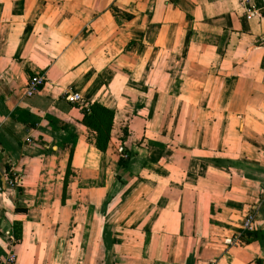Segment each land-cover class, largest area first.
<instances>
[{
    "label": "crops",
    "instance_id": "0c3cea01",
    "mask_svg": "<svg viewBox=\"0 0 264 264\" xmlns=\"http://www.w3.org/2000/svg\"><path fill=\"white\" fill-rule=\"evenodd\" d=\"M250 4L0 0V264H264ZM94 103L113 113L104 150Z\"/></svg>",
    "mask_w": 264,
    "mask_h": 264
},
{
    "label": "built area",
    "instance_id": "2783aa9c",
    "mask_svg": "<svg viewBox=\"0 0 264 264\" xmlns=\"http://www.w3.org/2000/svg\"><path fill=\"white\" fill-rule=\"evenodd\" d=\"M240 3L245 8L248 18H252L256 15L262 14V11H259V9L255 5L250 4V0H240ZM263 12H264V8H263ZM44 83H45V79L43 76H38V75L32 76L29 79L26 94L28 96L34 95ZM66 99L76 104H80V105L85 104L83 97L78 92H68L66 95ZM85 108H88V107H85ZM30 139L31 138H27V141L31 142ZM120 151L123 157L125 158L128 157L126 152H124L123 148H120ZM15 180L16 178L14 180H10V182L14 183ZM254 220H255L254 216L252 214H249L244 220L243 227L245 229H251L253 226ZM4 262L5 264H17V256L15 252L9 251Z\"/></svg>",
    "mask_w": 264,
    "mask_h": 264
},
{
    "label": "trees",
    "instance_id": "16d2710c",
    "mask_svg": "<svg viewBox=\"0 0 264 264\" xmlns=\"http://www.w3.org/2000/svg\"><path fill=\"white\" fill-rule=\"evenodd\" d=\"M105 113L109 114V117L107 119L105 117ZM85 116L86 122L90 126H92L98 134L97 145L104 150L107 146V141L112 124V111L98 103H94L93 105H91L90 110H85Z\"/></svg>",
    "mask_w": 264,
    "mask_h": 264
},
{
    "label": "rangeland",
    "instance_id": "374dc122",
    "mask_svg": "<svg viewBox=\"0 0 264 264\" xmlns=\"http://www.w3.org/2000/svg\"><path fill=\"white\" fill-rule=\"evenodd\" d=\"M105 114H106V116H105V117H106V119H107V118L109 117V114H107V113H105Z\"/></svg>",
    "mask_w": 264,
    "mask_h": 264
}]
</instances>
